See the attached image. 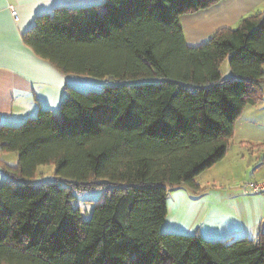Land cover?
<instances>
[{"label": "trees", "instance_id": "16d2710c", "mask_svg": "<svg viewBox=\"0 0 264 264\" xmlns=\"http://www.w3.org/2000/svg\"><path fill=\"white\" fill-rule=\"evenodd\" d=\"M220 1L104 0L37 17L23 41L40 58L111 84L68 86L58 112L0 127V153L19 156L0 184V264H264V233L213 242L161 230L169 188L196 187L263 100L264 13L186 44L181 16ZM51 164L53 180L35 183ZM97 187L85 220L74 191Z\"/></svg>", "mask_w": 264, "mask_h": 264}, {"label": "crops", "instance_id": "0c3cea01", "mask_svg": "<svg viewBox=\"0 0 264 264\" xmlns=\"http://www.w3.org/2000/svg\"><path fill=\"white\" fill-rule=\"evenodd\" d=\"M103 1L0 0V127L19 126L36 117L41 109L58 112L68 86H72V77L40 58L23 41L37 17L61 7H84ZM258 13H264V0H222L207 9L182 15L180 23L186 44L198 47L221 29H236L243 19ZM221 72L232 75L227 60ZM262 92L263 100L247 105L237 120L225 157L201 173V229L194 235L204 240H257L264 233V195H244L241 189L246 181L264 180V85ZM18 162L16 153H0V184L7 177L6 167H16ZM197 183L200 182L195 180ZM187 199L196 200L183 193L175 199L167 196L163 233L182 234L176 218L170 220L175 212L171 205L186 204Z\"/></svg>", "mask_w": 264, "mask_h": 264}, {"label": "rangeland", "instance_id": "374dc122", "mask_svg": "<svg viewBox=\"0 0 264 264\" xmlns=\"http://www.w3.org/2000/svg\"><path fill=\"white\" fill-rule=\"evenodd\" d=\"M222 71H226L225 65L222 67ZM225 77L229 76L224 74ZM72 86L75 90L83 93H88L90 91H102L104 86L110 85L111 82L107 80H101L92 78L89 76H74L71 78ZM13 154V153H10ZM55 174V165H45L41 166L37 170L35 176V183L40 181L51 182ZM200 183L196 184V187L182 185L178 188H169L168 195L172 199L178 198L182 193L184 195H190L193 199L190 202L187 199V203H176L171 205V208L175 206V212L171 213L170 220L174 217L176 218L177 224H180L182 228L178 229L182 234L179 235H194L196 231L200 228L201 223L198 218L201 219V174L195 178ZM174 193V194H173ZM104 194V188L97 187L93 189H85L81 191H74L75 199L73 201V207L79 209L82 217L85 220H89L95 207L100 206L102 203V198ZM172 194L174 196H172ZM175 197V198H174ZM193 229V231H191ZM173 234V233H172ZM177 234V233H174ZM190 235V236H192Z\"/></svg>", "mask_w": 264, "mask_h": 264}, {"label": "built area", "instance_id": "2783aa9c", "mask_svg": "<svg viewBox=\"0 0 264 264\" xmlns=\"http://www.w3.org/2000/svg\"><path fill=\"white\" fill-rule=\"evenodd\" d=\"M15 20H18L14 14ZM244 195H264V180L263 181H246L241 186Z\"/></svg>", "mask_w": 264, "mask_h": 264}]
</instances>
